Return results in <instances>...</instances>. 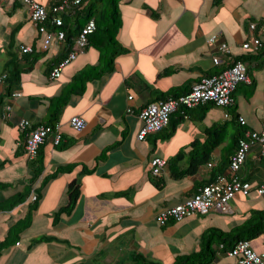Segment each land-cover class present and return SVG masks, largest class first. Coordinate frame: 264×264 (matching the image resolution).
I'll list each match as a JSON object with an SVG mask.
<instances>
[{
	"label": "crops",
	"instance_id": "obj_1",
	"mask_svg": "<svg viewBox=\"0 0 264 264\" xmlns=\"http://www.w3.org/2000/svg\"><path fill=\"white\" fill-rule=\"evenodd\" d=\"M36 1L50 10L58 0ZM120 13L122 26L115 37L127 51L118 54L114 70L69 95L76 76L99 65L102 53L87 46L52 79L54 69L69 55L67 44L56 41L45 49V35L32 23L23 1L0 0V242L12 231L20 234L18 243L3 251L0 264H176L203 248L206 232H231L253 210L264 208V197L257 193L264 159L261 146L255 145L239 172L252 192L233 199L232 212L216 206L182 222H158L163 208L194 197L212 182L218 165L229 164L235 153L231 135L238 129L222 127L233 120L231 108L206 103L188 116L179 109L174 119H183L171 137L165 136L172 126L144 141L138 137L141 109L177 88H186L179 92L184 95L242 57L251 58L252 82L238 87L235 110L249 130L263 128L264 48L250 53L243 44L255 38L264 43V0H223L219 5L214 0H122ZM225 44L227 51L222 49ZM23 47L34 51L24 53ZM16 64L22 74L12 83L8 77ZM66 97L69 101L55 125L62 142L56 144L50 135L38 157L30 158L21 121L29 120L34 128L45 125L54 120L56 99ZM74 116L87 120L84 131L72 127ZM224 133L229 136L212 152L213 166L174 177V170L188 171L192 145L207 144L214 136L222 139ZM180 153L184 158L170 165ZM156 157L168 160L160 176L152 173ZM62 168L43 188L45 178ZM73 181L82 188L80 201L74 210L57 215L69 203ZM39 189L43 192L35 205L32 197ZM20 194L26 195L25 201L13 205ZM252 247L264 253L261 245ZM221 249L216 246L215 261H220Z\"/></svg>",
	"mask_w": 264,
	"mask_h": 264
},
{
	"label": "built area",
	"instance_id": "obj_2",
	"mask_svg": "<svg viewBox=\"0 0 264 264\" xmlns=\"http://www.w3.org/2000/svg\"><path fill=\"white\" fill-rule=\"evenodd\" d=\"M22 1L30 11L32 23L45 35V49H49L56 41H64L66 39V33L63 30H50L47 28L46 23L51 18V15L45 6L36 0ZM81 2L82 0H64L62 4L56 5L53 9L52 23L62 26L63 20L58 14H61L69 7L80 5ZM251 28L255 29L256 24L253 23ZM96 29L97 24L94 20H90L85 25L76 38L75 45L68 57L52 72V79L59 78L66 65L84 53L89 44V37ZM243 47L247 51L256 52L264 48V43L261 39L255 38L251 42H245ZM222 49L227 51V45H223ZM22 51L28 53L32 52L33 49L31 47H23ZM215 63L219 64L220 59L216 58ZM3 80L4 77L0 76V82ZM243 82L250 83L251 78L248 74L247 64L239 61L221 73L201 79L186 95L179 98L172 97L166 101L150 103L141 109L139 113V118L143 124L138 135L139 140L143 141L149 135L165 130L170 125L172 116L179 109H184V111L191 110L206 103H214L222 107L232 106L234 104L233 93L237 86ZM132 98L130 97V99ZM129 112L133 111L130 109ZM240 121L243 125H246L245 119L240 118ZM70 123L79 132L84 131L88 127L87 120L81 116L72 117ZM20 127L23 131H27L25 150L32 159L38 157L41 146L50 135L55 137L56 144L62 142L59 126L40 125L34 128L29 120L23 119ZM255 145L261 146V157L264 159V126L260 131L247 130L245 132L244 138L241 139L238 149L232 158L230 168L226 173L218 174L213 183L204 186L194 197L188 198L176 206L163 208L158 214V222L162 225H166L170 221L182 222L186 218L196 214H208L216 206H219L220 210L224 213L232 212L231 201L239 194L249 196L252 192V186L242 181L238 173ZM167 165V159L161 157L154 158L152 160L153 175L160 176ZM210 166H213V164H210ZM257 193L264 197V178L262 184L257 189ZM32 198L36 201L38 199L37 194H34ZM228 256L235 259V261L228 264H264V253L256 251L252 247L251 241L248 240L240 241L235 249L228 253Z\"/></svg>",
	"mask_w": 264,
	"mask_h": 264
},
{
	"label": "trees",
	"instance_id": "obj_3",
	"mask_svg": "<svg viewBox=\"0 0 264 264\" xmlns=\"http://www.w3.org/2000/svg\"><path fill=\"white\" fill-rule=\"evenodd\" d=\"M63 1L64 0L56 1L50 8L49 11H50L51 18L46 23L47 28L50 30H63L66 33V39L64 40V42L67 44L68 53H70L75 45L76 38L81 33L85 25L90 20H94L97 24V29L93 34L90 35L89 44L87 48L94 47L102 53V61L100 62L99 65L90 66L87 69L83 70L79 75L76 76L75 78L76 82L73 83L72 87L69 90V95L70 94L73 95V94H79L80 91L84 88V85L88 80L101 79L104 77V75L114 70V63H115V59L118 56V54L121 52L127 51L125 47L120 45V43L117 41L115 37L116 32H118L122 26V16L120 13V2L122 0H82L80 5L69 7L66 10H64L61 14H58V16H60L63 20V25L57 26L52 23V20H53L52 16L54 15L53 9L56 5L62 4ZM222 2L223 0H214L215 5H219ZM248 52L252 53L254 51H248ZM250 60H251L250 57H242V58L236 59L235 62L229 67H232L235 63L239 61L244 62L248 66V74H249V63L251 62ZM17 68L18 67L16 64V66L14 67V70L10 72V75L8 77L10 79V82L12 83L18 82L20 80L22 71L18 70ZM244 83H247V82L240 83L233 93L234 104L230 107L223 106L224 108H231L229 109V114L233 120L232 122H230V124L227 127L226 125H223L222 130L223 131L230 130L233 126H237V129H238V132L231 135L233 138V142H234L233 147L235 148V153H236V150L238 149L241 139L244 138L245 132L249 130L246 126H244L241 123L240 117L238 116V113L235 110L236 92L238 90V87ZM192 88L193 86L190 87V89H187L184 95L188 94L192 90ZM181 90H186V88H177L174 91L163 95V98H161L157 102L166 101L167 99L172 98V97L179 98L183 96L179 94ZM68 101L69 100L67 97L56 99L57 106H56V112L54 115V120L53 119L50 120L48 123H45V125L47 126L56 125V120L58 119L59 114L61 110L63 109L64 105H66ZM182 110L184 111V109ZM189 112L190 110L185 111V113H187V116ZM174 115L172 116L171 122L169 125L170 127L172 126V128L170 129L168 134L165 136L166 138L171 137L172 134L175 133L179 122L181 121V119H183V117L181 116L179 120H176L174 119ZM217 134L220 135V133H217ZM228 136H229L228 133L227 134L224 133V136L222 139H219L217 138V136H214L213 140L207 144L192 145L191 163H190L188 171L178 172L177 170H174V173H173L174 177L181 178L187 174H193L197 172L200 167L210 164L212 152L221 144V142L226 140ZM234 155L230 157V161L227 167L218 165L217 169H214L213 180L211 183L215 181L216 176L218 174H224L227 172V170L230 168L231 161ZM183 158H184V153L182 154L180 153L178 157L170 161V165H175L176 162L180 161ZM224 162L226 165L227 161H224ZM63 170H65V168H62L58 170L56 173H54L53 175H50L47 178H45V180L43 181L42 187L43 188L46 187V185L48 184V181L52 179L53 177H56ZM161 185H163V183L158 184L159 187H161ZM42 192L43 190L41 191V189H39L37 193L38 199L35 202V205L38 203V200L41 198ZM68 194H69L68 205L66 207L61 208L58 211L57 215L67 213L68 211H72L77 207L80 201V198L82 196V188L80 187V184L77 183V181H73L70 183ZM25 199H26V195L20 194L14 199L13 205L23 203ZM33 209H35V207H33ZM256 211L257 212L255 215L252 214L245 223L237 226L231 232H224L218 229H211L210 231L206 232V234L202 237L203 238V248L198 252L181 257L180 259L177 260L176 264H213L218 254V251L216 250V246H221L222 249L220 253L227 255L230 251L235 249L236 245L240 241L248 240L252 242L253 240L261 237L262 235H264V210L260 209ZM26 222H27L26 225L30 224L31 215L28 216ZM23 228L24 227H22V229ZM22 229L20 231H22ZM14 233L15 232L12 231L5 240L0 242V259L5 249L18 243V240L20 239V234L18 232L17 234L14 235ZM144 264H159V263H155V262L147 263L146 262Z\"/></svg>",
	"mask_w": 264,
	"mask_h": 264
},
{
	"label": "rangeland",
	"instance_id": "obj_4",
	"mask_svg": "<svg viewBox=\"0 0 264 264\" xmlns=\"http://www.w3.org/2000/svg\"><path fill=\"white\" fill-rule=\"evenodd\" d=\"M95 53V52H94ZM98 54H100L99 52H98ZM261 204H262V206H264V199L263 200H261ZM264 209V208H263ZM256 210H258V209H255V210H253L252 211V213L250 214V216L252 215V214H256ZM253 215V216H254ZM248 219H245L244 221H243V223H245L246 221H247ZM242 223V224H243ZM239 225H241V224H239ZM238 225V226H239ZM252 243H253V245H254V247H256V246H258V245H261L262 247H261V250H260V248L259 247H257V249L258 250H260V251H263L264 252V235L263 236H261V237H259V238H257V239H255V240H253L252 241ZM219 255H220V261L218 262V261H215L213 264H228L229 262H233V261H235V259L234 258H229V257H226L224 254H222V253H219Z\"/></svg>",
	"mask_w": 264,
	"mask_h": 264
},
{
	"label": "clouds",
	"instance_id": "obj_5",
	"mask_svg": "<svg viewBox=\"0 0 264 264\" xmlns=\"http://www.w3.org/2000/svg\"><path fill=\"white\" fill-rule=\"evenodd\" d=\"M168 127H169V126H168ZM168 127H167V128H168Z\"/></svg>",
	"mask_w": 264,
	"mask_h": 264
}]
</instances>
